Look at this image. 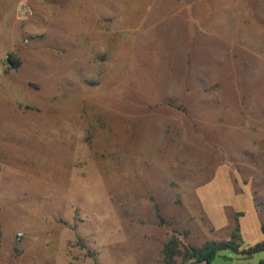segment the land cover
Instances as JSON below:
<instances>
[{
  "label": "rangeland",
  "instance_id": "rangeland-1",
  "mask_svg": "<svg viewBox=\"0 0 264 264\" xmlns=\"http://www.w3.org/2000/svg\"><path fill=\"white\" fill-rule=\"evenodd\" d=\"M2 107L26 129L3 142L41 180L32 203L27 177L7 182L50 239L41 264L264 242V0H0Z\"/></svg>",
  "mask_w": 264,
  "mask_h": 264
},
{
  "label": "crops",
  "instance_id": "crops-1",
  "mask_svg": "<svg viewBox=\"0 0 264 264\" xmlns=\"http://www.w3.org/2000/svg\"><path fill=\"white\" fill-rule=\"evenodd\" d=\"M196 26L204 28V33L214 30L218 34L215 20L197 21ZM221 36H225V33L221 32ZM186 61L187 75L188 73L191 75H209L208 73L202 74L199 66L196 67V60L191 55L187 56ZM190 62H192L193 67L190 66ZM190 69H198V72L190 73ZM16 116L17 111L6 110L3 107L0 109V264H41L42 261L51 259L50 254L46 255L40 250L43 242H50V239L46 238L44 232L36 224H33L30 218L25 217L26 208L22 205L29 203L27 198L25 199L27 194L23 192L13 193L8 190L7 182L11 178L18 176L24 178L25 176L28 178L27 188L33 196L31 203L40 202L39 191L37 193L34 191L35 188L41 187L40 176L36 175L34 170L30 168L29 165L32 163H27L24 159L14 158L16 154H23L24 150L22 148L12 150L8 147V143L3 142L12 138L17 140L26 138L25 127H19L15 124ZM13 184L15 185V183ZM21 207L24 211L23 214L18 212ZM18 234H23V237L18 238Z\"/></svg>",
  "mask_w": 264,
  "mask_h": 264
},
{
  "label": "trees",
  "instance_id": "trees-1",
  "mask_svg": "<svg viewBox=\"0 0 264 264\" xmlns=\"http://www.w3.org/2000/svg\"><path fill=\"white\" fill-rule=\"evenodd\" d=\"M8 62L13 68H19L21 62L16 59L14 54H9L7 58ZM264 231V228L262 229ZM240 239V235L234 233L231 241H211L207 242L202 247H193L182 250L177 239H170L164 246L163 254V264H176L174 261L176 257L182 258V264H201L207 263L211 264L221 252L230 251L235 254H241L244 257H252L256 254L264 253V242L258 243L248 250L243 252L239 251L240 244L236 243V240ZM259 264H264V259H262Z\"/></svg>",
  "mask_w": 264,
  "mask_h": 264
},
{
  "label": "built area",
  "instance_id": "built-area-1",
  "mask_svg": "<svg viewBox=\"0 0 264 264\" xmlns=\"http://www.w3.org/2000/svg\"><path fill=\"white\" fill-rule=\"evenodd\" d=\"M23 237V234H18V238H22Z\"/></svg>",
  "mask_w": 264,
  "mask_h": 264
}]
</instances>
